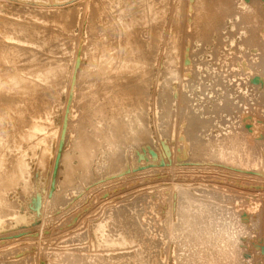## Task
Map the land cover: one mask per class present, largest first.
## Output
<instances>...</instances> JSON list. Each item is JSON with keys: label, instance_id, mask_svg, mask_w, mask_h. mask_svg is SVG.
<instances>
[{"label": "rangeland", "instance_id": "374dc122", "mask_svg": "<svg viewBox=\"0 0 264 264\" xmlns=\"http://www.w3.org/2000/svg\"><path fill=\"white\" fill-rule=\"evenodd\" d=\"M200 1L0 0V264H188L196 248L173 215L185 191L211 200L210 228L236 233V264H264L261 0H208L219 12L205 16ZM237 47L249 61L233 72ZM222 92L236 108L210 113ZM184 103L215 119L200 139L237 126L260 162L194 155L190 113L172 112Z\"/></svg>", "mask_w": 264, "mask_h": 264}, {"label": "bare ground", "instance_id": "6f19581e", "mask_svg": "<svg viewBox=\"0 0 264 264\" xmlns=\"http://www.w3.org/2000/svg\"><path fill=\"white\" fill-rule=\"evenodd\" d=\"M188 2H189V0H187ZM210 1H212L213 2V0H210ZM215 1V0H214ZM218 0H216L215 2H214V4H216V2H217ZM220 1V0H219ZM237 1V0H236ZM257 1V0H256ZM256 1H254L255 3H256ZM192 2V1H191ZM196 2V1H195ZM207 2H208V0H201L200 1V6H196V7H202L203 9H201L200 11L201 12H203L204 13V16H205V14H207V13H209V11H210V8H214V6H215V8H214V10L216 9V5H214L213 6V4L211 3V5L213 6V7H210V8H208L209 7V4L207 5ZM221 2L222 1H220V3H218V6L220 7V5L219 4H221ZM224 2V1H223ZM230 2V1H229ZM231 2H232V0H231ZM243 2H245V1H243ZM259 2H261V3H257V4H259L258 6H256L255 4V7H256V15L255 16H257L258 17V20H260L261 22H262V24L264 23V0H261V1H259ZM263 2V3H262ZM193 3V2H192ZM191 3V5L192 6H194L193 4ZM199 3V2H198ZM210 3V2H209ZM224 3H227V4H225V5H229L228 4V2H224ZM224 3H222V4H224ZM242 3V2H241ZM188 4H190V2L188 3ZM196 4V3H195ZM221 4V5H222ZM244 4V3H243ZM210 5V6H211ZM174 7H175V5H173ZM178 6V5H177ZM189 6V5H188ZM191 6V7H192ZM247 6L249 7V3L247 4ZM179 7V6H178ZM222 7V6H221ZM220 7V9H222ZM224 7V6H223ZM230 7H231V5H230ZM177 8V7H176ZM175 8V9H176ZM195 7H192V9H194ZM229 8V7H228ZM228 8H226L225 7V9L224 10H227ZM239 8V7H238ZM207 9H209V11L207 10ZM217 9H218V11H216L217 12V14H218V12H219V8L217 7ZM241 9H243V8H240V10ZM195 10H196V8H195ZM228 10H230V8L228 9ZM239 10V11H240ZM245 10L247 11V10H249L247 7H245ZM177 11H178V9H177ZM176 11V12H177ZM198 11H199V9H198ZM200 11H199V13H200ZM208 11V12H207ZM212 11H213V9H212ZM243 11H244V9H243ZM242 11V12H243ZM174 12V11H173ZM224 12V13H223ZM222 12V10H221V15H220V17L219 18H221V16H222V14H227L226 12H228V11H223ZM248 12V11H247ZM178 13H179V11H178ZM203 13H202V16H203ZM233 13V12H232ZM239 13H241V12H239ZM246 13V12H245ZM209 14H212V12H210ZM215 14V15H214ZM237 14H238V12H237ZM174 16V18L176 19V17H175V14H173ZM179 15V14H178ZM200 15H201V13H200ZM241 15H242V13H241ZM241 15H239V16H241ZM207 16V15H206ZM211 17H217V15H216V13L214 12L213 13V16L212 15H210ZM233 16V15H232ZM207 17H209V16H207ZM225 17V16H224ZM224 17H222V18H224ZM173 18V19H174ZM218 18V17H217ZM222 18H221V20H222ZM225 19V18H224ZM177 20H178V18L176 19V21L175 22H177ZM256 20V19H255ZM213 21V20H212ZM215 22L216 21H218V19L216 20H214ZM223 21V20H222ZM257 21V20H256ZM222 23V22H221ZM260 23V22H259ZM226 24V23H225ZM224 24V25H225ZM260 26H262L261 24H259ZM264 25V24H263ZM259 26V27H260ZM264 27V26H263ZM263 27H260L259 28V32H258V34L256 35V39H255V42H254V44L255 45H257V46H262L263 44H264V29H263ZM241 31V30H240ZM246 31V30H245ZM247 32V31H246ZM244 33V32H243ZM231 34V33H230ZM229 34V35H230ZM228 35V34H227ZM228 35V36H229ZM231 36H233V35H230L229 37H231ZM223 37H224V35H223ZM220 38H222V35L220 36ZM232 38V37H231ZM235 38L237 39H239L238 41L239 42H237L238 43V45L237 46H240L239 44H244V42H242L241 40H242V38H241V35L240 34H238V35H235ZM235 38H233L232 39V41H230V43H233L234 41H235ZM254 40V39H253ZM222 41V40H221ZM228 41H229V39H228ZM222 43H223V45L224 46H226V43H228L227 41H226V43L225 42H223L222 41ZM221 46H223L222 44H220ZM241 45V46H242ZM246 45V44H245ZM223 46V47H224ZM247 46V45H246ZM264 46V45H263ZM175 47V46H174ZM173 47V48H174ZM245 47V46H244ZM251 47V46H250ZM256 47V46H255ZM176 48V47H175ZM174 48V49H175ZM173 49V52L172 53H174L175 52V50L177 49H175L174 50ZM242 49V48H241ZM245 49V48H244ZM243 49V51H245ZM259 49H262V53L264 54V52H263V48H259ZM221 50H223L222 48H221ZM220 50V51H221ZM224 50H225V48H224ZM240 51V49L237 47V50L235 51V52H233V53H231V55L233 54V56L234 57H232L231 59H230V68L232 69V71L233 72H235V67L236 66H238V61H240L241 62V60L240 59H242V57L244 58V57H246V59L249 57V56H242L241 58H239V55H236V52L237 51ZM177 51V50H176ZM238 51V52H239ZM243 51H241L242 53H243ZM258 51V50H257ZM242 53H241V55H242ZM259 53V56H261L260 55V52H258ZM177 53H175V55H176ZM228 54V53H227ZM235 54V55H234ZM238 54V53H237ZM246 54V53H245ZM175 55H174V57H175ZM225 55V54H224ZM247 55H248V53H247ZM250 55H251V53H250ZM222 56V55H221ZM254 56H256L255 54H254ZM264 56V55H263ZM262 56V57H263ZM176 58H177V55H176ZM224 60H226L225 59V57L223 58ZM245 59V58H244ZM252 59H254V58H252ZM178 60V59H177ZM248 60V59H247ZM262 60V62L264 61L263 60V58L261 59ZM222 61V60H221ZM227 61V60H226ZM249 61V60H248ZM255 61V60H254ZM259 62V61H258ZM261 61H260V64L262 63ZM224 63H225V61H224ZM242 63V62H241ZM240 63V64H241ZM249 63V62H248ZM253 63V62H252ZM255 63H257L256 61H255ZM226 64V63H225ZM247 64V63H246ZM254 64V63H253ZM253 64H252V66L251 65H248V67H250L251 66V69H253L254 70V68L255 67H253ZM262 64H264V63H262ZM229 65V64H228ZM256 65V64H255ZM226 66V65H225ZM258 66H261V65H258ZM263 67H264V65H262ZM228 67V66H227ZM240 67V66H239ZM245 66H243V68H244ZM246 68V67H245ZM256 68H257V66H256ZM229 69V68H228ZM250 69V68H249ZM262 69V68H261ZM230 70V69H229ZM260 70V69H259ZM258 70V71H259ZM231 71V72H232ZM255 71V70H254ZM253 71V72H254ZM42 72V71H41ZM221 72H223V70L221 71ZM256 72V71H255ZM254 72V73H255ZM260 72V74H262L261 73V70L259 71ZM258 72V73H259ZM40 73V72H39ZM44 73V72H43ZM42 73V74H43ZM46 73V72H45ZM221 75L220 76H223L222 75V73H220ZM231 74V73H230ZM236 74V73H235ZM40 75V74H39ZM38 75V73H37V75L36 76H39ZM225 75V74H224ZM237 75V74H236ZM227 76L228 75H226V77L225 78H227ZM231 77L230 78H232V74L230 75ZM215 78V77H214ZM257 78V77H256ZM222 78H220L219 80H217L219 83L221 82V83H223L222 81H220ZM233 79V78H232ZM228 82V81H227ZM1 83V82H0ZM221 83H220V85H221ZM3 84V83H2ZM223 86V85H222ZM226 90H223V92H225ZM228 91V90H227ZM233 91V90H232ZM222 92V93H223ZM229 92V91H228ZM234 92V91H233ZM218 93V92H217ZM227 93V92H226ZM226 93H223L224 94V96H222V102H220V103H218V104H216V106L215 105H213V108H214V110H208V109H206V111L208 110V111H210V113L213 111L215 114H216V112L218 111V109H219V107H224V106H227L228 107V104H229V106L230 105H232L233 103L231 102V100L233 99V97H232V99L231 100H229V96H228V94L227 95H225ZM230 93V92H229ZM232 93V92H231ZM217 95V94H216ZM215 95V96H216ZM218 96V95H217ZM220 96V95H219ZM174 97V96H173ZM172 97V98H173ZM228 97V98H227ZM215 97H213V99H214ZM220 98V97H219ZM205 101V100H204ZM203 101V102H204ZM202 102V103H203ZM217 102H218V100H217ZM235 102V101H234ZM175 104V103H174ZM237 104V103H236ZM239 104V103H238ZM238 104L236 105V106H238ZM186 105V103H184L183 104V107L182 106H180V108H178L179 109V111H176V108H173L172 109V112H173V116H175V115H178V114H181L183 117L182 118H184L183 120H186V115H188L189 113V115L187 116V122H188V124L186 123V121H185V129H183L184 130V138H185V142H190V141H188L189 140V138L191 139V140H194V143H193V141H191L190 143H193V145H192V147H189V148H192L190 151H192L193 152V154L194 155H197V156H201V157H203L204 159H205V157L206 156H210V157H217V158H220V160L221 161H224V163H226V164H229V165H231V166H235V167H242V166H244V165H246V164H249V163H252V164H258L259 162H260V154H259V152H257V150H256V146H255V144H256V142H255V140L256 139H254V141L253 142H251V141H249V139H250V137H251V139H252V136H250L249 137V139H248V136H247V134H245L244 132H242V131H238L235 127H237V126H233V127H231V129H230V131L228 132V133H226V132H224V133H226V134H214L213 133V131H212V134H214V135H210L211 134V132H210V134H209V137L207 138V140H203V139H200V138H202V137H199V135H200V133L203 131L204 133H205V130H206V132H208L209 130L208 129H211V126H212V128L214 129V125H215V123H214V121L213 120H215L214 119V117H213V115L211 116V117H202L199 113L198 114H196L195 112H193V113H195V114H192L191 112L192 111H194V109H190V112H189V109H188V111L187 112H189V113H185L184 111H186V110H184V106ZM191 105V104H190ZM234 105V104H233ZM232 105V108H231V110L235 107V106H233ZM174 106H176V105H174ZM187 106H188V103H187ZM197 106V105H196ZM203 106V105H202ZM208 106V105H207ZM215 106V107H214ZM177 107H179V105H177ZM188 107H190V106H188ZM187 107V108H188ZM199 107V106H198ZM185 108H186V106H185ZM207 108V107H206ZM229 107H228V109L227 110H229L230 109ZM236 108V107H235ZM239 108V107H238ZM183 110V112H182V110ZM205 109V107L203 108H201V110H204ZM220 109H222L223 110V108H220ZM219 109V111H221ZM225 109V108H224ZM200 110V109H199ZM200 110V111H201ZM231 110H229V111H231ZM207 111V112H208ZM216 111V112H215ZM202 112V111H201ZM204 112V111H203ZM212 112V113H213ZM209 113V112H208ZM180 115V116H181ZM204 115H206V112H205V114ZM179 116V118H181ZM176 117V116H175ZM181 118V119H182ZM175 122L178 120V118L175 120V119H173ZM180 120V119H179ZM174 121H173V124H174ZM257 122V121H256ZM177 123H178V125H180L182 122L180 121V123L177 121ZM255 124V123H254ZM253 124V125H254ZM257 124H259L258 122H257ZM175 125H176V123H175ZM174 125V126H175ZM260 129L262 128V126H263V123H260ZM183 127V128H184ZM217 126H215V128H216ZM254 127H256V126H254ZM254 127H252V128H254ZM177 129V128H176ZM175 129V130H176ZM254 129H256V131H257V128H254ZM183 130H181V132L183 131ZM220 130V129H219ZM218 130V131H219ZM250 130V129H249ZM254 131V130H253ZM256 131H255V134H256ZM179 132V131H178ZM202 132V133H203ZM222 132V131H221ZM221 132H218V133H221ZM249 132V131H248ZM259 132V131H258ZM175 133V132H174ZM260 133V132H259ZM258 133V134H259ZM176 134V133H175ZM249 134H252L251 132L249 133ZM254 134V133H253ZM261 134V133H260ZM177 135V134H176ZM181 134H180V132H179V135L178 136H180ZM81 137H82V135H80ZM173 136L176 138V136L173 134ZM258 136V135H257ZM205 137V136H204ZM81 139V138H80ZM1 140V139H0ZM4 141V140H3ZM177 141H178V139H177ZM182 142H184V141H182ZM2 143V142H1ZM178 143V142H177ZM186 143V144H187ZM182 144V143H181ZM185 143H183V145H184ZM2 145H4L3 143H2ZM179 145V144H178ZM178 145H177V147H178ZM188 145L190 146L191 144H189L188 143ZM180 146V145H179ZM182 146V145H181ZM183 147V146H182ZM185 148L187 147V146H184ZM188 148V149H189ZM182 149V148H181ZM182 151V150H181ZM186 151H187V148H186ZM187 152H189V150L187 151ZM186 152V153H187ZM182 153V152H181ZM207 189H203V191H206ZM201 191V190H200ZM203 191H202V193H203ZM209 191V190H208ZM176 192H177V190H176ZM209 192H211V190L209 191ZM214 192V191H213ZM201 193V194H202ZM212 194V193H211ZM36 195V194H35ZM191 195V193H189V192H187V191H185L182 195H181V199H180V202H179V204H181L180 206H174V208H173V215H174V217L175 218H178L180 221H179V223L176 225V228H178V229H182V230H184L183 231V233L185 234V236L187 235V236H189L188 237V239H189V241L190 242H192V246L193 247H195L196 248V250H195V248H193L192 249V251L193 250H195L191 255H190V259H189V263L188 264H202V259H205V260H207L208 261V264H226L225 263V261H233V262H235V264H236V261H234V260H232V259H234V258H237V254H238V252L240 251V249L241 248H239V244L237 245L236 243H239V241H237L236 242V240L234 239L236 236V233H235V235H231L230 233V235H229V237H223V235H224V230H223V232H222V234L221 233H219L218 232V229L216 230V229H214L215 227H212V228H210L211 227V224H212V221H210L209 220V216L208 215H206V211H205V208H207V207H211V205H212V203H210L211 202V200L210 199H208V200H210V201H205L206 199H207V197H205V200H204V202L203 203H201L202 201H203V197L201 198V197H199V198H201L202 199V201H198V203H200V204H203L202 206L199 204H197L196 203V206H195V202H197V200H199V198L197 199H194V196L193 197H191L190 196ZM215 195V194H214ZM201 196V195H200ZM202 196H205V192H204V195H202ZM211 196V195H210ZM209 196V197H210ZM216 196V195H215ZM233 196V195H232ZM231 196V198H233L234 199V197H232ZM212 197V196H211ZM213 198V197H212ZM200 199V200H201ZM36 201V200H35ZM193 201H195V202H193ZM40 202V201H39ZM194 204V205H193ZM198 205V206H197ZM189 215H192L191 217H189ZM234 216H235V218H237L238 219V217L239 216H237L236 217V215L234 214ZM234 218V219H235ZM233 219V218H232ZM237 219L235 220L236 222H237ZM239 220L240 219H238V222H239ZM232 221V220H231ZM231 221H230V223H231ZM236 222H232V223H235L236 224ZM237 222V223H238ZM230 223H229V225H230ZM240 223H241V221H240ZM240 223H238V224H240ZM237 224V225H238ZM243 224V223H242ZM228 225V224H227ZM236 225V226H237ZM244 225V224H243ZM213 226V225H212ZM222 226V225H221ZM235 226V225H234ZM235 226V227H236ZM240 228H241V225H238ZM237 226V227H238ZM103 227H104V225H103ZM223 227V226H222ZM243 227V226H242ZM226 228H228L227 226H226ZM244 228H245V226H244ZM99 229H102L101 227L99 228ZM224 229V228H223ZM231 229V228H230ZM237 229V228H236ZM241 229H243V228H241ZM103 230V229H102ZM245 230V229H244ZM97 231V230H96ZM218 232L217 233V242L214 244L212 241H211V235L213 234V233H215V232ZM228 231V230H227ZM234 231V229L232 230V232ZM239 230H237V232H238ZM124 232V231H123ZM123 232H121L120 234L121 235H119L121 238H122V236L125 234H123L122 235V233ZM221 232V231H220ZM228 232H230V231H228ZM182 233V234H183ZM128 234V233H127ZM129 236V238H131V236H132V234L130 235H128ZM128 236H127V238H128ZM183 236V235H182ZM124 237V236H123ZM126 237V236H125ZM133 238H135V236L133 235L132 236ZM238 237H239V235H238ZM237 237V238H238ZM103 238H105V237H102V239ZM109 238H111V237H109ZM127 238H125V239H127ZM112 239V238H111ZM111 239H109V240H111ZM120 238L118 237L117 239H112L113 240V242L112 243H114V241L115 240H119ZM123 239V238H122ZM121 239V240H122ZM124 239V240H125ZM186 239H187V237H186ZM123 240V241H124ZM127 240H129V239H127ZM127 240H126V242H127ZM134 240V239H133ZM232 240H234V242L232 241ZM122 241V242H123ZM110 242V244H112ZM119 242V241H118ZM125 242V241H124ZM116 243H117V241H116ZM115 243V244H116ZM130 243V242H129ZM223 243V244H222ZM118 244V243H117ZM121 244V243H120ZM124 244V243H123ZM127 244V243H126ZM191 251V252H192ZM134 255H132V257H133ZM112 257V256H111ZM134 258H135V256H134ZM113 259V258H112ZM235 260H237V259H235ZM112 261H114V260H112ZM111 261V262H112ZM116 263H117V261H116ZM115 263V264H116ZM112 264H114L113 262H112ZM117 264H120L119 263V261H118V263ZM122 264V263H121ZM228 264H230L229 262H228Z\"/></svg>", "mask_w": 264, "mask_h": 264}]
</instances>
